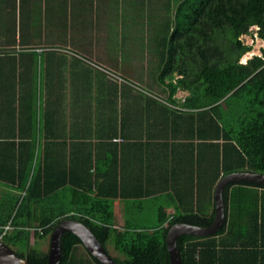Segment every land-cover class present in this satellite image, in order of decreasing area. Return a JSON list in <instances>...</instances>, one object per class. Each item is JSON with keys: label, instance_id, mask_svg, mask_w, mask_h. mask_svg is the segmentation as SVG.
<instances>
[{"label": "trees", "instance_id": "obj_1", "mask_svg": "<svg viewBox=\"0 0 264 264\" xmlns=\"http://www.w3.org/2000/svg\"><path fill=\"white\" fill-rule=\"evenodd\" d=\"M25 2L20 0L19 32L14 27L0 32L5 43L15 44L0 47V121L5 123L0 130V179L9 187L0 198V238L29 264H45L47 252L31 246V234L50 225L54 228L63 219H76L106 249L108 243L113 245L122 255L112 256L117 264H169L165 244L169 226L211 224L214 201L210 210L191 209L166 225L117 227L111 199L120 194L115 180L109 191L89 171L91 154L88 162L71 154L77 145L75 134H69L73 139L69 160L61 165L53 159L55 147L61 144L51 142L59 137L52 131L65 123L66 83L74 120L79 116L92 122L95 102L96 120L105 116L107 122L104 129H97L105 132L106 142L124 129L131 116L140 118L143 105L180 115L167 103H174L178 88L186 89L182 105L195 111L191 115L197 138L206 140L212 149L211 162L207 159L212 166V193L224 174L264 173V45L260 54L240 61L252 48L241 38L243 34H252L251 28L256 27V36L264 42V0H145L142 6H147V14L137 11L111 17V32L113 21L116 24L111 38H116L118 47L111 49L113 57L103 58L106 63L71 48L78 55L69 58L58 48L41 47L44 33L28 25L40 17L23 14ZM135 41L143 47L126 46ZM131 51L139 60L135 68L126 62ZM144 74L147 79L143 81ZM154 84L167 90L166 103L145 92ZM38 137L45 140L40 160ZM55 171H63V178L56 177ZM66 185L70 205H57V190ZM223 203L225 219L217 233L177 238L182 264H264V184L229 182L223 188ZM7 224L10 227L5 230ZM79 246L83 245L75 234L63 232L60 264H102L86 250L79 253Z\"/></svg>", "mask_w": 264, "mask_h": 264}, {"label": "crops", "instance_id": "obj_2", "mask_svg": "<svg viewBox=\"0 0 264 264\" xmlns=\"http://www.w3.org/2000/svg\"><path fill=\"white\" fill-rule=\"evenodd\" d=\"M137 1L140 4L135 8L133 3ZM143 1L145 0H26L23 14L29 18L40 17L36 22L29 20L28 25L30 30L37 26V30L44 33V44L41 47L58 48L67 53L69 58L70 54L83 53L98 62L104 61L103 58L113 57L115 54L111 49L118 47L116 38H111L116 32L115 21L111 32V17L117 14L134 15L137 11L147 14V6H142ZM20 12V0H0V32L7 31L10 27L19 32ZM6 17H10V20L7 21ZM126 46L136 49L143 47V43L128 42ZM0 47H15V44L5 43L2 36ZM70 48L76 52H72ZM136 60V53L132 52L126 62L133 65L137 63ZM66 78L69 79L68 67ZM142 79L146 80L147 74ZM151 86L145 88V92L166 103L167 90L159 88L161 85L158 84ZM69 92L67 81L62 104L65 125L61 123L52 131L58 133L59 137L51 139V142L61 144L55 147L53 159H59L61 165L64 159L69 160V144L73 141L69 134H75L77 145L72 148L71 154L76 155L77 160L84 157L87 162L91 154L93 165L89 171L98 176V183L105 184L109 191L113 190L116 183L120 194L111 199L113 221L117 227L128 226L129 222L145 217L143 212H131L132 209L150 207L154 209L156 225L161 222L166 225L172 217L191 209L212 208V166L207 161L209 158L211 162L212 149L206 140L197 138L195 120L191 115L195 111L182 105L188 95L186 89L178 88L173 96L174 103H167L169 109L177 110L180 115L171 114L169 110L163 111L158 106L143 105L140 118L131 116L124 129L119 130L108 142L104 139L105 132L97 130L104 129L107 122L103 119L105 116L101 121L96 120V103L92 107V122L86 123L79 116L74 120ZM120 107L119 104L118 108ZM76 112L78 115L79 110ZM117 125L119 127V122ZM114 126L116 125L113 124L112 127ZM4 127L5 123L0 121V130ZM109 132L111 133L110 130ZM44 142L42 137H38V160L43 158ZM2 146L0 144V153ZM62 172L55 171L54 175L62 179ZM6 188H9L8 184L0 179V198ZM57 191L60 193L57 205H65L61 195L69 199V185L62 186ZM95 191L94 189L91 195Z\"/></svg>", "mask_w": 264, "mask_h": 264}, {"label": "water", "instance_id": "obj_3", "mask_svg": "<svg viewBox=\"0 0 264 264\" xmlns=\"http://www.w3.org/2000/svg\"><path fill=\"white\" fill-rule=\"evenodd\" d=\"M232 181H246L264 184V173L254 171H233L221 176L214 187V218L211 224L200 226L186 222H176L169 226L165 244L169 264H182L176 240L181 235L211 236L222 227L225 219L223 188ZM65 231H71L82 242L85 250L102 264H117L107 249L97 239L91 229L76 219H63L57 222L50 235V244L45 264H60V239ZM0 264H29L26 258L19 257L16 252L0 238Z\"/></svg>", "mask_w": 264, "mask_h": 264}, {"label": "rangeland", "instance_id": "obj_4", "mask_svg": "<svg viewBox=\"0 0 264 264\" xmlns=\"http://www.w3.org/2000/svg\"><path fill=\"white\" fill-rule=\"evenodd\" d=\"M252 34H243L241 36V38L243 39V41L247 44H250L252 46L251 50L248 51L247 53H245L242 57H241V62H245L248 58H250L252 55L255 54H260V48L264 45V42L262 41V39H260L259 36H256V27H252L251 28ZM247 54V55H246ZM137 63L131 65L132 68H135L134 65L139 63V60H136ZM159 88H163L161 86H159ZM224 111L225 113L228 111V108L226 106H224ZM234 124H236V121H233ZM7 189V188H6ZM61 198L64 199V203L67 204V206L70 205V199H67L66 197H64V195H61ZM131 212H135V213H140L143 212V215H145V217L139 219V220H134V222H129L128 225L132 228H149V227H153L156 226L155 223V212L154 209L148 207V208H144V209H132ZM52 225H50L47 228H43V229H39L37 235H32L31 234V238H30V244L33 248L35 249H40L43 251H48L49 249V244H50V235L52 232L51 228ZM12 249H16L15 247H11ZM107 249L108 252L110 253L111 256L114 257H122V255L113 247V245L111 243L107 244ZM78 252L81 254H85V249L83 248V246H79L78 247Z\"/></svg>", "mask_w": 264, "mask_h": 264}, {"label": "built area", "instance_id": "obj_5", "mask_svg": "<svg viewBox=\"0 0 264 264\" xmlns=\"http://www.w3.org/2000/svg\"><path fill=\"white\" fill-rule=\"evenodd\" d=\"M9 227H10L9 224H7V225L4 226V229L6 230V229H8Z\"/></svg>", "mask_w": 264, "mask_h": 264}, {"label": "bare ground", "instance_id": "obj_6", "mask_svg": "<svg viewBox=\"0 0 264 264\" xmlns=\"http://www.w3.org/2000/svg\"><path fill=\"white\" fill-rule=\"evenodd\" d=\"M247 55V54H246Z\"/></svg>", "mask_w": 264, "mask_h": 264}]
</instances>
